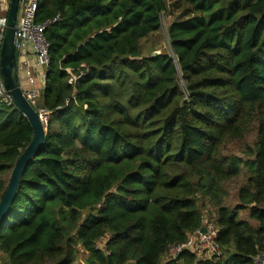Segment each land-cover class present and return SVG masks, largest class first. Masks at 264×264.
Wrapping results in <instances>:
<instances>
[{
  "label": "trees",
  "instance_id": "1",
  "mask_svg": "<svg viewBox=\"0 0 264 264\" xmlns=\"http://www.w3.org/2000/svg\"><path fill=\"white\" fill-rule=\"evenodd\" d=\"M174 11L165 48L144 53ZM56 17L44 32L50 120L0 224L1 264H76L81 251L84 264H254L264 253V0H37L35 23ZM32 135L0 100V200ZM243 167L238 204L226 206ZM207 208L220 260L183 252L164 263Z\"/></svg>",
  "mask_w": 264,
  "mask_h": 264
},
{
  "label": "built area",
  "instance_id": "2",
  "mask_svg": "<svg viewBox=\"0 0 264 264\" xmlns=\"http://www.w3.org/2000/svg\"><path fill=\"white\" fill-rule=\"evenodd\" d=\"M37 11V0H20L19 11L17 17L16 34H15V53L21 58L27 54L26 47L31 46L32 52L36 56L37 66L45 68L49 63L48 48L49 45L45 40L44 32L50 24L59 20L56 17L52 21L35 23V15ZM6 27V18H0V47ZM29 76L30 73L27 72ZM25 97L35 109L34 98L38 96L36 90L24 92ZM0 100L7 105H13L11 96L5 91L0 80ZM39 119L46 130L50 120V112L45 109H35ZM203 228L187 236L185 241L181 243L171 244L168 247L167 256L176 259L183 252L194 254L198 261H218L222 257V250L217 242L218 229L214 222L203 218ZM108 241V236L98 242V247L103 248ZM254 264H264V253L258 255L254 259Z\"/></svg>",
  "mask_w": 264,
  "mask_h": 264
},
{
  "label": "water",
  "instance_id": "3",
  "mask_svg": "<svg viewBox=\"0 0 264 264\" xmlns=\"http://www.w3.org/2000/svg\"><path fill=\"white\" fill-rule=\"evenodd\" d=\"M20 0H10L6 16V27L0 47V80L5 91L11 96L13 105L27 118L33 135L30 142L23 149L11 170L7 187L0 200V224L10 209L17 192L20 181L29 163L38 155L45 139L43 127L37 111L29 103L21 89L17 76L15 34ZM159 55V52L155 53ZM205 232V228L200 229Z\"/></svg>",
  "mask_w": 264,
  "mask_h": 264
},
{
  "label": "rangeland",
  "instance_id": "4",
  "mask_svg": "<svg viewBox=\"0 0 264 264\" xmlns=\"http://www.w3.org/2000/svg\"><path fill=\"white\" fill-rule=\"evenodd\" d=\"M178 14L177 11L172 12L171 15L166 16L163 21H162V27L161 30L156 33L155 35L151 36L149 39H147L146 41H144L143 43V51L146 54H149L151 52H161L166 45V27L169 24V22ZM45 72V69H44ZM42 83H40V86H37V89L39 90V94L36 98H34L35 101V109H40L41 108V99H42ZM39 85V84H37ZM35 87V85H34ZM47 129V127H46ZM254 139L253 135H250L247 142L249 145H251L252 141ZM228 152L229 153H234L237 156H241L239 152L240 148H236L235 146L229 145L227 147ZM238 150V151H237ZM246 177H247V171L246 169L243 167L241 174L239 175V177L229 181L228 183H226V187L225 190L227 192V196L225 199V205L229 206V207H235L238 204V200H237V192L238 190L245 184L246 181ZM214 210H212L211 208H207L204 210V218L205 220H209L213 222L212 217L214 216ZM248 218L247 213L245 212H241L240 213V219L241 220H246ZM84 253L81 251L79 259L77 261L76 264H84ZM175 259L170 258L169 256H167L163 262L164 263H168V262H174ZM175 264H178L177 261H175ZM204 262V261H203Z\"/></svg>",
  "mask_w": 264,
  "mask_h": 264
},
{
  "label": "crops",
  "instance_id": "5",
  "mask_svg": "<svg viewBox=\"0 0 264 264\" xmlns=\"http://www.w3.org/2000/svg\"><path fill=\"white\" fill-rule=\"evenodd\" d=\"M9 2L10 0H0V18H6L9 8ZM26 51L27 54L24 58H21L18 55L16 56L17 76L19 85L24 92L36 90L39 94L37 86H40V83H42L41 87L43 90L45 68H39L37 66L36 56L32 52V48L30 45L26 47ZM27 72L30 73L29 76L27 75Z\"/></svg>",
  "mask_w": 264,
  "mask_h": 264
}]
</instances>
